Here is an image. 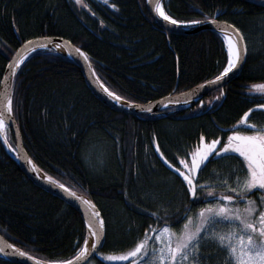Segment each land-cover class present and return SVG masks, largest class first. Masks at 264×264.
<instances>
[{"label": "trees", "instance_id": "1", "mask_svg": "<svg viewBox=\"0 0 264 264\" xmlns=\"http://www.w3.org/2000/svg\"><path fill=\"white\" fill-rule=\"evenodd\" d=\"M162 3L174 19L218 14L244 34L247 57L239 74L207 94L203 104L147 117L117 112L92 93L74 62L48 49L31 54L14 80L13 114L26 151L56 181L88 195L102 213L106 235L98 253L130 249L150 226L180 227L203 197L185 194L181 177L160 153L179 168L176 157L188 158L201 133L205 142L223 138L247 108L264 103L249 91L264 82V0ZM40 36L65 37L83 48L99 79L134 102L187 90L219 75L227 62L221 34L166 33L145 0H0V81L14 51ZM249 119L263 123L264 111L254 110ZM0 233L49 261L75 256L85 239L80 213L34 184L1 144ZM96 256L97 264H107ZM224 257L216 243H200L202 264H221Z\"/></svg>", "mask_w": 264, "mask_h": 264}, {"label": "snow or ice", "instance_id": "2", "mask_svg": "<svg viewBox=\"0 0 264 264\" xmlns=\"http://www.w3.org/2000/svg\"><path fill=\"white\" fill-rule=\"evenodd\" d=\"M77 4H83V0H76ZM112 7H116L115 4ZM156 10L161 17L175 25L196 24L202 21L191 20L181 21L168 15L162 5L156 3ZM103 23V21H101ZM217 24L216 20H212ZM219 31L223 34L226 41V65L213 81H205L206 84L216 83L240 64L243 55L247 52V44L244 34L234 24L227 22L219 25ZM25 44L32 45L34 41H25ZM47 47V44L40 45ZM24 45H21L23 48ZM56 47H59L57 44ZM87 59V54H84ZM24 56L13 57L9 61L12 65L13 74L16 68L24 61ZM7 88V84L5 85ZM107 91V89H105ZM9 91H6L0 98V130L5 127L6 114L13 111V98ZM250 92H257L264 98V82L252 84ZM114 99H121L115 92L108 93ZM203 104L204 102L201 101ZM254 110L264 111V103L253 104L243 112L242 117L236 121L235 125L230 126L227 135L223 138L216 136L205 142V136L200 134V139L194 149L190 151L188 158L181 159L176 157L177 163L181 167L160 153L164 162L168 164L184 184L185 194L193 198L197 197H215L213 192H204L208 182L198 183L199 173L202 171V165L210 157L221 158L227 154H238L241 159V167L245 173L243 178L237 176V187L231 188L233 195L220 196L216 203H209L199 208L195 221L193 216L185 217V222L179 230H174L165 224L163 227L145 229L143 238L134 242V246L122 254H110L106 259L118 264H202L200 260V243L203 239H210L216 242L217 246L225 252V257L221 264H264V196L258 197L262 202L256 204L248 199V194L252 190L264 192V124L256 125L250 122L249 114ZM247 126L249 131L236 130L239 127ZM7 138L5 137V140ZM11 147V145H8ZM159 150V145H156ZM52 181V177H46ZM60 188L65 189L72 197L77 193L71 188H65V185L55 182ZM227 184V181H224ZM230 187V186H229ZM81 200L84 197H79ZM226 201L223 203L220 201ZM247 203L248 207L239 208L240 201ZM91 206L92 211L87 221L89 238L84 240L83 247L79 248L78 255L72 260H52L49 264H73V261H86L90 255V249H95L101 243L104 233L105 222L103 216L95 209L91 200L85 201ZM258 212V215H255ZM159 219L158 213H149ZM227 224L226 228L217 231L218 225ZM151 232L153 235H149ZM16 248V245H12ZM4 248L0 247V252ZM28 256L27 252L20 253ZM100 255H104L100 253ZM35 260V257H32Z\"/></svg>", "mask_w": 264, "mask_h": 264}, {"label": "water", "instance_id": "3", "mask_svg": "<svg viewBox=\"0 0 264 264\" xmlns=\"http://www.w3.org/2000/svg\"><path fill=\"white\" fill-rule=\"evenodd\" d=\"M158 0H145L149 15L157 24L158 27H160L162 30H164L166 33H177V34H185V35H191V34H197L203 31H215L223 36V34L219 31V25L223 24L224 22H227L229 25H233L232 23L218 19V14H216L213 18H206L198 21H202V23H196V24H180L175 25L171 22L167 21L163 17L159 15V13L156 10V3ZM163 0H159V3L163 7ZM212 20H216L217 24H213ZM224 38V37H223ZM26 41H34V43L30 46L28 44H25L24 42L21 45H24L23 48H21V45L14 51L12 56L10 57L9 61L13 60V57L18 56H24V61L19 65L18 68L15 69L13 74L12 65L9 64V61L5 67L4 73L2 75L1 81H0V98H2L3 94L6 91H10V94L13 98V84L16 77V74L20 68V66L28 59V57L33 54L34 52H37L39 50H52L55 53L62 55L69 59L70 61L74 62L82 71L84 79L86 81L87 86L90 88L92 93L105 105L109 106L111 109L128 114L133 116H153L155 114H158L160 112H164L170 109H181V108H187L190 106L195 105L198 102H201L202 99L209 94L210 92L224 87L228 83H230L233 79L236 78V76L239 74L243 64L245 63L247 52L243 55V58L240 62V64L237 66V68L230 71L221 81H218L216 83H210L206 84L205 81L197 84L187 90L176 92L175 90L165 96H162L160 98L150 100L147 102H134L127 100L117 94L118 97L121 99H114L112 98L108 93L113 92L111 91L97 76V74L94 71L92 62L90 58L87 55V59H85L84 54L86 53L83 48L76 45L69 39L61 36H40V37H34L30 38ZM47 44V47H42L40 45ZM59 45V47H56V45ZM227 46V45H226ZM218 76V75H217ZM216 77V76H215ZM214 77L207 80V81H213ZM7 84V88L5 85ZM107 89V91L105 90ZM5 127H9L13 140L15 142V146H12L9 139L7 138L6 129ZM5 127L0 130V144L3 147L6 154L20 167L22 172L29 178L31 181L39 186L40 188L44 189L45 191L49 192L50 194L58 197L62 201H64L66 204L73 206L82 216V219L84 221V227H85V239L90 238L89 231L87 229V221L89 214L92 211V208L90 205H88L85 201L91 200L92 204L95 205V209L100 212L102 215L100 209L95 204V202L85 193L80 192L78 190L72 189L74 192L77 193L76 197H72L69 195L65 189L60 188L55 182L56 180L50 176L46 171H44L39 165L35 163V161L31 158V156L26 151L22 136L18 127V124L15 120L13 111L12 113L6 114L5 116ZM5 137L7 138L5 140ZM11 145L9 147L8 145ZM52 177V181H49L46 179V177ZM61 184V183H60ZM65 188H68L65 186ZM79 197H84L83 200H81ZM105 222V221H104ZM105 235H106V229L104 227V233L101 238V243L97 245L95 249H90V255L86 258V261H73V264H87L93 257L96 256L98 251L102 249L105 243ZM84 239V240H85ZM84 244V242H83ZM12 245H15L11 241H9L6 237H4L0 233V247L4 248L3 252H0V259L13 262L16 264H49V260L39 258L35 255H32L31 253L25 251L24 249L20 248L16 245V248H13ZM83 247V245H82ZM21 252H27L28 256H23L20 253ZM78 255V252L75 256ZM73 256V257H75ZM32 257H35L36 259L33 260ZM69 258L67 260H72V258Z\"/></svg>", "mask_w": 264, "mask_h": 264}, {"label": "flooded vegetation", "instance_id": "4", "mask_svg": "<svg viewBox=\"0 0 264 264\" xmlns=\"http://www.w3.org/2000/svg\"><path fill=\"white\" fill-rule=\"evenodd\" d=\"M10 133L11 131H10V128L8 127L7 138L9 139V141H10ZM10 143L12 142L10 141ZM236 163H239L240 165ZM234 166H238L241 169V159L238 157V154H227V155H223L221 158L210 157L209 161L206 162V166L202 165V171L199 173V176H198V183H202L207 180H210L211 183H209L206 188L201 189V191L205 190L206 192H214L217 190V191H220L222 194L224 193L225 195H228V193H230L231 191L226 190V189H231V187L235 188L237 187V185L229 187V184H220V182L218 181V177L220 176V174L218 173V170L225 168L224 171L227 172V171H231L230 169H233L232 167ZM207 171H208V174L205 176L204 173ZM261 196H264V192L252 190L248 194V199L254 201L256 204H261L262 202L258 199V197H261ZM219 197L220 196L208 197L206 199L203 198L202 200L206 204L210 202L216 203ZM220 202L224 203V201L222 200ZM246 207H248L247 203L242 200L241 209H244ZM255 215H258V212Z\"/></svg>", "mask_w": 264, "mask_h": 264}, {"label": "rangeland", "instance_id": "5", "mask_svg": "<svg viewBox=\"0 0 264 264\" xmlns=\"http://www.w3.org/2000/svg\"><path fill=\"white\" fill-rule=\"evenodd\" d=\"M254 124H256L258 126L261 125V123H254ZM262 124H264V122ZM5 129H6V134L8 136V127H5ZM236 130H239V131H249L250 129L247 126H242V127L237 128ZM236 164H239V163H236ZM232 168L233 169H230L232 172L231 171L225 172L224 171L225 168H222V169H219L218 170V173L220 174V176L218 177V181L220 182V184H225L224 181H227V184H229V186H235V185H237L236 184V177L239 176V177L243 178V176L245 175V173H244L242 167H241V169L238 166H234ZM205 182H208V184L211 183L210 180H207ZM221 190H223V189H221ZM226 190H230L231 191V189H226ZM213 193L215 194V196H223V195H225L224 193L222 194L220 191H217V190L214 191ZM228 195H233L232 191L230 193H228ZM210 203H213V202H210ZM224 203H227V202L224 201ZM207 204H209V203H207ZM241 205H242V200L240 201V203L238 205L239 208H241ZM204 206H206V203H202V205L200 207H198V209L197 208L194 209L189 214H187V216L188 215L193 216L194 221H195V218H196V215L198 213L199 208L204 207ZM184 222H185V219L181 222V225L178 228H172L171 226H169V225L168 226L171 227L174 230H179L182 227V225L184 224ZM163 226H161V227H163ZM227 226H228L227 224L218 225L216 230L217 231H220L221 229L226 228ZM156 228H159V227H156ZM148 234L150 236L153 235V233H151V232H149ZM208 240L216 243L215 241L210 240V239H203L201 242H205V241H208ZM127 250L116 251V252H110V251L109 252H100V253H103L104 255H100V253H98L97 256H96V258L98 260L104 261L107 264H118V262L110 261V260L106 259V257L108 255H110V254H122V253L126 252ZM87 264H97V262L94 259H91Z\"/></svg>", "mask_w": 264, "mask_h": 264}, {"label": "bare ground", "instance_id": "6", "mask_svg": "<svg viewBox=\"0 0 264 264\" xmlns=\"http://www.w3.org/2000/svg\"><path fill=\"white\" fill-rule=\"evenodd\" d=\"M12 146H15V142L11 143Z\"/></svg>", "mask_w": 264, "mask_h": 264}]
</instances>
